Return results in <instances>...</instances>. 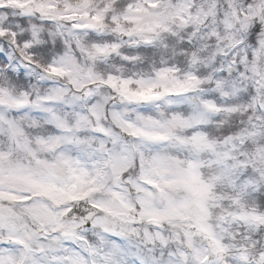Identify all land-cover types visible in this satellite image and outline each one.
<instances>
[{
    "label": "snow or ice",
    "instance_id": "6c2138e0",
    "mask_svg": "<svg viewBox=\"0 0 264 264\" xmlns=\"http://www.w3.org/2000/svg\"><path fill=\"white\" fill-rule=\"evenodd\" d=\"M0 264H264V0H0Z\"/></svg>",
    "mask_w": 264,
    "mask_h": 264
}]
</instances>
